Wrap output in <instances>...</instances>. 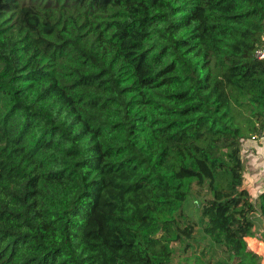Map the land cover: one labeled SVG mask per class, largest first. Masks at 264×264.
<instances>
[{
	"label": "trees",
	"instance_id": "obj_1",
	"mask_svg": "<svg viewBox=\"0 0 264 264\" xmlns=\"http://www.w3.org/2000/svg\"><path fill=\"white\" fill-rule=\"evenodd\" d=\"M264 0H0V264H195L247 249L264 192Z\"/></svg>",
	"mask_w": 264,
	"mask_h": 264
},
{
	"label": "crops",
	"instance_id": "obj_2",
	"mask_svg": "<svg viewBox=\"0 0 264 264\" xmlns=\"http://www.w3.org/2000/svg\"><path fill=\"white\" fill-rule=\"evenodd\" d=\"M241 157L244 166L242 186L248 191L251 203L255 205L260 195L256 194V191L262 189L264 186V134L258 140H245L242 142ZM252 219L254 222V236L245 239L247 249L250 251L259 250L257 246V240H259L261 242V250L264 252V242L262 241V236H264V234L257 228V225L259 226V223L262 221V217L257 212L253 215ZM207 240L208 239L204 235H201L199 238V242L203 241L206 243Z\"/></svg>",
	"mask_w": 264,
	"mask_h": 264
},
{
	"label": "rangeland",
	"instance_id": "obj_3",
	"mask_svg": "<svg viewBox=\"0 0 264 264\" xmlns=\"http://www.w3.org/2000/svg\"><path fill=\"white\" fill-rule=\"evenodd\" d=\"M200 204L201 200L195 197V188L193 187L184 203L183 209L185 213L189 214L190 217L197 222V228L192 234L193 238L189 241L190 247L188 249L184 250V244H175L173 246L174 252L171 264H195V257H197L201 246L206 244L203 241L199 242V238L202 235L199 216ZM257 228L264 234L262 221L259 223V226L257 225ZM262 241L264 242V236H262ZM260 264H264L263 261H261V258Z\"/></svg>",
	"mask_w": 264,
	"mask_h": 264
},
{
	"label": "built area",
	"instance_id": "obj_4",
	"mask_svg": "<svg viewBox=\"0 0 264 264\" xmlns=\"http://www.w3.org/2000/svg\"><path fill=\"white\" fill-rule=\"evenodd\" d=\"M263 40V43L262 45L256 49L255 53H254V56L256 57L257 60H261V61H264V36L262 38ZM263 135V134H262ZM261 135V136H262ZM260 136V137H261ZM260 137H254L250 140L254 141V140H258ZM264 192V186L262 189H259L258 191H256V194H261ZM261 242L259 240H257V246L259 247V250H252V252L256 255H258L260 258H261V261H264V252L261 250Z\"/></svg>",
	"mask_w": 264,
	"mask_h": 264
}]
</instances>
